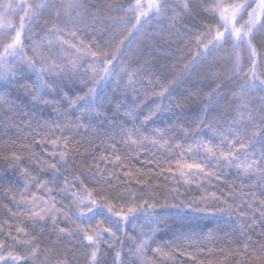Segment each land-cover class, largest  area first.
Returning a JSON list of instances; mask_svg holds the SVG:
<instances>
[{
	"label": "snow or ice",
	"instance_id": "obj_1",
	"mask_svg": "<svg viewBox=\"0 0 264 264\" xmlns=\"http://www.w3.org/2000/svg\"><path fill=\"white\" fill-rule=\"evenodd\" d=\"M69 7L74 13H78L81 8H91L94 15H99L105 8L109 13L111 11L134 13L135 23L126 16L119 18L121 23H133V30H138V25L147 21L152 15L164 18L171 11L174 14L187 16L192 19L193 28L189 29V34L197 45L198 55H206L214 49L221 48L229 40L233 48L246 45L250 50L251 74L245 73L240 92H232L233 96L243 101L245 88H264V77L258 76L255 71L261 54L252 45L254 31L264 28V0H211L197 6H193L190 0H183L182 4L170 6L169 0H131L126 6L114 4L100 6V9H97L96 5L85 4ZM62 8L63 6L59 4H52L49 7L47 0H0V90H2L0 107L9 103L5 99V94L11 92V85L20 84L16 79V72L11 70V66L16 64L18 59L24 68H17L16 71L23 74L25 69H28L37 75V81L32 84V91L28 92L31 97L30 102L33 106L38 104L49 106L57 114L54 121L47 119L41 122L34 113L30 115L26 111L19 110L14 117H9L5 121L10 120L24 136L18 150L2 156L8 163V169L0 171V187L6 185L5 197L7 198L8 192H12V202L18 208H23L34 225L46 223L48 219H51L55 225L59 222L61 214L65 217H75L76 220L88 224L97 217H102L103 219L98 221L94 228L77 226L76 229L62 227L58 230V233L74 235L85 249L92 247L93 250L87 253V264H100L98 242L101 239L108 240L111 246L113 240L118 239L116 232L120 231V222L126 226L132 219L138 218L140 213L147 215L149 210L156 207V203L149 202L150 199L154 200V197L144 198L152 188L153 177L168 172L173 177L179 175L184 184L196 183L201 189L204 188L205 183L210 184L215 179L228 185L227 194L221 192L217 195L212 192L201 196L200 201L209 206L208 201L211 200V206L216 207L217 213L231 216L235 211L240 220L241 235L245 238L242 248L227 250L228 256L231 257L233 264H264V104L251 111L249 110L251 101L239 104L236 111L240 113L241 118H233L226 130L209 122L206 117L199 122L193 121L191 127L179 129L183 132L185 140L192 137V143L187 145L176 139L175 132L169 135L176 125L165 129L153 128L150 133L147 132L145 125L157 115L170 110L160 104L144 116L138 126L133 123L129 128L126 126V121L115 116L108 117L104 113L105 98L101 95L105 85L112 81L114 75H118L114 61H119L118 53L128 40V36H122L116 46V52L111 56L106 52L93 51L91 44L77 40L80 35V30L76 27L78 19L76 15L69 13L68 19L63 21V28L75 30L67 32L66 38L60 41L62 52H69L72 56L67 64L58 63L57 56L51 52L45 55L40 51L43 41L36 43L34 40L33 55L29 56L25 52L28 34L45 9L49 10V18L53 14L56 18L53 27L48 31L64 34L56 27L61 23V17L64 15ZM194 9L197 16L209 21L207 26L201 28L195 17L191 16ZM16 13H22L19 15L18 24L12 22ZM10 16L12 19H9ZM172 19L175 23V15ZM213 24L215 27H212ZM131 31L129 30V34ZM198 32H203L211 39L205 43ZM87 56H91L92 59V63L88 65L92 76L90 83H85L83 77L80 78L81 84L87 88V91L83 92V88L75 87L73 76L84 67L79 61ZM191 62H195V57ZM235 64L239 65L238 56ZM187 68L186 64L185 69ZM123 71L127 72L128 67L126 66ZM241 71L242 69L237 68L234 76L229 77L226 83H217L211 91L204 93L206 102L211 103L219 95V89L232 83ZM128 74L129 85L137 82L135 73ZM21 87L28 89V85ZM168 91L165 87L155 95L165 97ZM81 92L83 94H80ZM107 102L115 104L117 114L125 107L119 101ZM201 102L205 103L204 100ZM135 106L139 107V105ZM16 107L14 102L11 103L12 109L15 110ZM177 107L182 108V105L178 104ZM245 113H247V121L244 120ZM124 115L135 120V112L130 109ZM85 116L88 117V123L84 122ZM93 120L99 123L93 124ZM21 124L24 125L23 128L20 127ZM205 128L214 131L216 135H221L223 137L221 144L227 143L228 150L221 148L217 151V147L211 142L205 143L201 140L200 133ZM57 132L59 135L56 134ZM65 132L73 133V137L65 136ZM75 135H80L81 141L77 143L75 149H72L70 145ZM28 137H31L30 141ZM257 142L260 144V154L258 157L253 155L249 158L248 152ZM37 145L43 149V159L32 150ZM13 146L15 147V142ZM81 147L84 148L83 152L79 151ZM200 152L203 155L199 160L195 157L191 162L185 160L188 154ZM24 153H28L29 161L38 160L41 171L50 173L51 180H40L31 176L26 167L20 168L25 160ZM241 154L244 155L243 162H241ZM77 156L80 158L79 166L76 164ZM160 156L164 157V162L161 161ZM233 168L237 172L235 179L241 182L238 189L235 179L229 181L226 175V172ZM18 169L19 174L27 181L24 185L25 191L20 193L19 201L15 198V190L19 188L16 180ZM9 171L12 175H8ZM176 183L180 181L177 180ZM29 185L46 192L47 198L41 199L35 193L29 195L31 191ZM134 185L136 187H133ZM53 192L63 196L70 195V204L77 211L73 212L71 207L58 202L52 195ZM118 204L119 210H117ZM160 207L180 210L186 207L193 212H205V208L199 207L196 201L188 204L182 201L180 204H164ZM53 231L56 229L53 228ZM142 235L146 239L136 247L135 255L141 259V264H154L152 260L143 259L144 250L149 247L148 240L151 237L147 233ZM253 235H256V239H253ZM0 237H3L0 239V264H29V260L34 264L40 258L39 247L28 238L29 232L25 228L17 226L13 235L10 229L5 233L4 227L0 226ZM85 241L87 243H84ZM153 251L160 250L153 249ZM220 251L223 253L225 250L220 249ZM208 254H212L211 249L208 250ZM180 255L184 253L181 252ZM189 255L190 258L195 259V256ZM116 262L124 264L119 251L116 252ZM41 264H71V262L67 256L61 258L60 252L53 247L46 249ZM197 264L200 262L197 261ZM209 264L212 262L209 261ZM217 264H228V262L225 259L218 261Z\"/></svg>",
	"mask_w": 264,
	"mask_h": 264
},
{
	"label": "trees",
	"instance_id": "obj_2",
	"mask_svg": "<svg viewBox=\"0 0 264 264\" xmlns=\"http://www.w3.org/2000/svg\"><path fill=\"white\" fill-rule=\"evenodd\" d=\"M129 2L131 0H47L49 7L52 4L63 6L64 15L61 17V23L57 24L56 27L60 28L64 34L48 31L53 27L56 18L54 14L49 18V10L45 9L28 34L29 38L25 41V52L29 56L33 55L32 45L34 40L36 43L43 41L40 51H43L45 55L51 52L57 56L58 63L67 64L72 56L69 52H62L60 41L66 38L67 32L75 30L63 28V21L68 19L69 13H73L78 19L76 27L80 30V35L77 40H83L84 44H91L93 51L106 52L111 56L116 52V46L122 36H128V40L125 41V45L118 53L119 61H114L117 65L116 73L118 75L113 76L112 81L105 85L101 93L105 98L104 113L108 117L115 116L117 119L126 121V126L131 128L133 123L138 126L144 116L160 104L170 110H166L162 115H157L145 125L147 132L150 133L153 128L165 129L176 125L169 135L171 136L172 132H175L177 134L176 139L186 145L192 143V137L185 140L183 132L179 129L186 126L191 127L193 121L199 122L200 119L206 117L209 122L226 130L233 118H241L240 113L236 111L239 104L251 101L250 111L264 104V88H245L243 90V101L232 95V92H240V85L243 83L245 73L251 74L250 50L247 49L246 45L233 48L232 42L229 40L221 48L214 49L206 55H198L197 45L189 34V29L193 28L192 19L179 13L174 14L169 11V15L164 18L152 15L147 21L138 25V30H133L134 13L117 11L109 13L105 8L99 15H94L91 8H81L78 13H74L73 9L69 7L70 5L85 4L96 5L97 9H100V6L114 4H124L126 6ZM206 2H211V0H190L193 6ZM182 3L183 0H169V6ZM173 15H175V23L172 19ZM122 16L132 19L133 23H121L119 18ZM191 16L195 17L201 28L209 24L207 19H201L196 15L195 9L192 11ZM9 19H12V17L10 16ZM12 21L18 24L19 16H17V13ZM212 27H215V25L213 24ZM129 30H132L131 34H129ZM198 34L205 43L211 39L203 32H198ZM252 45L261 54L255 69L256 74L264 77V28H258L254 31ZM201 51H203L202 48ZM237 56L239 57V65L235 64ZM194 57L195 62H191ZM79 62L84 67L76 72L73 80L76 88H83V92H86L87 88L81 84L80 78L83 77L85 83H90L92 72L88 65L92 63L91 56L84 57ZM186 64L188 65L187 69H185ZM126 66L128 67L127 72L123 71ZM17 68H24L19 60L11 66V70L16 72V79L20 81V84L11 85V92L5 94V99L9 103L0 107V171L8 169V163L2 156L18 150L20 142L24 139L15 124L11 123L10 120L5 122L7 118L14 117L19 110L26 111L30 115L34 113L35 117L40 119L41 122L47 119L54 121L57 118V114L51 107L44 104L33 106L28 92L32 91V84L37 81V75L28 69H25L21 74L16 71ZM237 68L242 69L240 75L233 79L232 83L227 84V87H221L219 95L211 103H207L204 93L211 91L217 83H226L229 77L234 76ZM129 72L135 73L137 81L131 85H129ZM173 81L175 82L173 83ZM21 85H28V89L25 90ZM165 87L169 90L165 97L155 95ZM83 92L80 94H83ZM75 94L73 90V95ZM17 97L20 99H17ZM108 100L122 102L125 107L117 114L115 104H109ZM202 100L205 103H202ZM13 102L17 106L15 110L11 108ZM178 104L182 105V108L177 107ZM135 105H139V107ZM129 109L135 112V120L124 115ZM61 111L63 110L61 109ZM60 118L63 120L62 116ZM244 120L247 121V113L244 114ZM84 122L88 123L87 116H85ZM92 122L93 124L99 123L96 120ZM20 127L23 128L24 125L21 124ZM49 127H52V125H49ZM56 134L59 135V132ZM64 135L70 138L73 137V133L69 132H65ZM200 139L205 143L211 142L212 145L217 147V151L221 148L225 151L228 150L227 143L221 144L223 137L214 134V131L207 128L200 133ZM28 140L30 141L31 137H28ZM79 141H81V136L75 135L70 147L75 149ZM14 142L15 147L13 146ZM32 150L43 159V149L39 145ZM79 151L83 152L84 148H79ZM259 154L260 144L257 142L255 147L249 150L248 157L251 158L253 155L258 157ZM202 155V152L190 153L185 156V160L191 162L193 157L199 160ZM24 156L25 160L20 168L26 167L31 176L38 177L40 180H51L50 173L41 171L38 160L29 161L27 159L28 153H24ZM159 158L164 162L163 156ZM75 159L77 166H79L80 158L77 156ZM243 160L244 155L241 154V162ZM69 163H72L71 158ZM174 163L173 160V165ZM8 175H12V172L9 171ZM226 175L229 181H233L237 176V172L233 168L228 170ZM16 180L19 188L15 190V198L19 201L20 193L25 191L24 185L27 183L23 176L19 174V169L17 170ZM177 180L180 183H176ZM60 183L62 184L63 181L61 180ZM240 183L239 179H235L237 189L240 187ZM29 187L31 189L29 195L35 193L41 199L47 198L46 192L31 187V185ZM5 189L6 185L0 187V226L4 227L5 233L10 229L13 235H15L17 226L23 227L29 232L28 238L33 240L39 247L40 258L34 264H41L46 249L53 247L60 252L61 258L67 256L71 264H87V253L93 250L92 247L85 249L74 235L69 236L58 233V230L62 227L76 229L77 226L94 228L97 222L103 219L102 217H97L91 224H88L76 220L75 217H65L61 214L59 222L55 225L51 219H48L46 223L41 222L34 225L23 208H18L12 202V192H8L7 198L5 197ZM212 192L217 195L221 192L227 194L228 185L213 179L210 184L205 183L204 188L201 189L197 187L196 183L184 184L179 175L173 177L168 172L153 177L152 188L149 189L144 198L154 197L155 199H150L149 202L156 203V207L149 210L147 215L140 213L138 218L132 219L126 227L121 228L119 225L120 231L116 232L118 239H114L111 246H109L108 240L101 239L98 242L100 264H117V251L121 253L124 264H133V262L134 264H141V259L135 255V250L141 241L146 239L142 235L143 233H147L151 237L148 240L149 247L144 250L143 259L152 260L154 264H197V261L200 264H209V261L212 264H217L218 261H224L225 259H227L228 264H233L227 250L243 247L245 238L241 235L240 220L235 211L231 216L226 213H217L216 207L211 206V200L208 201L209 206L200 201L201 196ZM52 195L55 196L58 202H63L71 207L73 212L77 211L70 204V195L63 196L56 192H53ZM182 201L185 204L196 201L199 207L205 208V212H193L186 207L182 210L160 207L164 204H180ZM117 210H119V204ZM53 228L56 231H53ZM113 231H115V228ZM105 236H107V233H105ZM2 238L0 237V239ZM253 239H256V235H253ZM153 249H159L160 251L154 252ZM209 249H211V255L208 254ZM220 249L225 251L222 253ZM181 252L184 255H180ZM189 254L195 256V259L190 258ZM29 264H33V261L29 260Z\"/></svg>",
	"mask_w": 264,
	"mask_h": 264
},
{
	"label": "rangeland",
	"instance_id": "obj_3",
	"mask_svg": "<svg viewBox=\"0 0 264 264\" xmlns=\"http://www.w3.org/2000/svg\"><path fill=\"white\" fill-rule=\"evenodd\" d=\"M19 14H20V13H17V16H19ZM12 22H13V21H12ZM13 23H14V22H13ZM17 61H18V59H17ZM131 221H132V220H131ZM128 224H129V223H128ZM128 224H127V225H128ZM127 225H126V226H127ZM126 226H125V224H124L123 222H120V227H121V228L126 227Z\"/></svg>",
	"mask_w": 264,
	"mask_h": 264
}]
</instances>
